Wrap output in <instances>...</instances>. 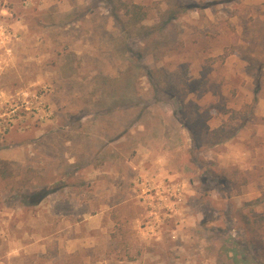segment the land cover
Masks as SVG:
<instances>
[{"label": "rangeland", "instance_id": "1", "mask_svg": "<svg viewBox=\"0 0 264 264\" xmlns=\"http://www.w3.org/2000/svg\"><path fill=\"white\" fill-rule=\"evenodd\" d=\"M0 159V264H264V0H0Z\"/></svg>", "mask_w": 264, "mask_h": 264}, {"label": "trees", "instance_id": "2", "mask_svg": "<svg viewBox=\"0 0 264 264\" xmlns=\"http://www.w3.org/2000/svg\"><path fill=\"white\" fill-rule=\"evenodd\" d=\"M124 14L127 16L128 21L133 23H139L146 16V11L143 10L141 5L132 3L130 5L124 4ZM245 107H247L245 105ZM245 115L242 116L244 119ZM235 132V126L232 124H223L213 130V133L226 140L233 136ZM6 160L0 159V174L6 176ZM259 202V199L254 201H248L245 206L248 208V213L241 212L240 217L244 224L245 241L252 249L256 251L261 259L264 260V214H250L253 211L254 205Z\"/></svg>", "mask_w": 264, "mask_h": 264}]
</instances>
